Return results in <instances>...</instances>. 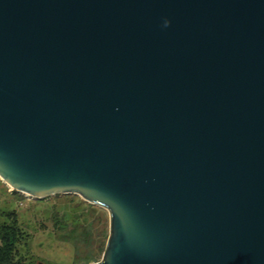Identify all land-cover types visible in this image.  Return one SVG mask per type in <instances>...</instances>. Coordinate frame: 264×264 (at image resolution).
I'll return each mask as SVG.
<instances>
[{
	"label": "water",
	"instance_id": "water-1",
	"mask_svg": "<svg viewBox=\"0 0 264 264\" xmlns=\"http://www.w3.org/2000/svg\"><path fill=\"white\" fill-rule=\"evenodd\" d=\"M0 178L110 212L77 264H264V0H0Z\"/></svg>",
	"mask_w": 264,
	"mask_h": 264
},
{
	"label": "rangeland",
	"instance_id": "rangeland-1",
	"mask_svg": "<svg viewBox=\"0 0 264 264\" xmlns=\"http://www.w3.org/2000/svg\"><path fill=\"white\" fill-rule=\"evenodd\" d=\"M0 223L20 229L16 246L27 264H77L86 252H92L99 263L104 260L111 236V214L107 209L90 204L78 194L33 198L17 192L1 178ZM75 223L82 231H89L87 241L78 244L84 255L79 258L74 244L67 239Z\"/></svg>",
	"mask_w": 264,
	"mask_h": 264
},
{
	"label": "trees",
	"instance_id": "trees-1",
	"mask_svg": "<svg viewBox=\"0 0 264 264\" xmlns=\"http://www.w3.org/2000/svg\"><path fill=\"white\" fill-rule=\"evenodd\" d=\"M85 228H87V226ZM70 230L71 233L67 239L74 244L76 257L79 258L86 254L79 263L82 261L95 262V255L92 252H86L82 255L83 251L78 246L80 240L84 239L87 241L86 237L89 236L88 229L82 231V229L79 228V225L75 223L74 227H71ZM19 242L20 229L9 223H0V264H27L26 259L23 258L17 250L16 245Z\"/></svg>",
	"mask_w": 264,
	"mask_h": 264
},
{
	"label": "clouds",
	"instance_id": "clouds-1",
	"mask_svg": "<svg viewBox=\"0 0 264 264\" xmlns=\"http://www.w3.org/2000/svg\"><path fill=\"white\" fill-rule=\"evenodd\" d=\"M169 23H170L169 21L165 20L164 21V26L167 27L169 25Z\"/></svg>",
	"mask_w": 264,
	"mask_h": 264
}]
</instances>
